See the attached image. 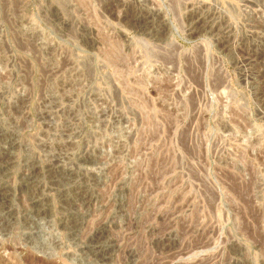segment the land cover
I'll use <instances>...</instances> for the list:
<instances>
[{
    "label": "rangeland",
    "instance_id": "rangeland-1",
    "mask_svg": "<svg viewBox=\"0 0 264 264\" xmlns=\"http://www.w3.org/2000/svg\"><path fill=\"white\" fill-rule=\"evenodd\" d=\"M0 264H264V0H0Z\"/></svg>",
    "mask_w": 264,
    "mask_h": 264
}]
</instances>
